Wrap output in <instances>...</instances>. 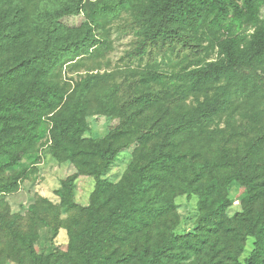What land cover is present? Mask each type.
Instances as JSON below:
<instances>
[{"label":"rangeland","instance_id":"1","mask_svg":"<svg viewBox=\"0 0 264 264\" xmlns=\"http://www.w3.org/2000/svg\"><path fill=\"white\" fill-rule=\"evenodd\" d=\"M67 3V0H7L4 12L12 16L16 8L20 9V22L14 41L0 46V70L13 66L39 48L54 12ZM94 3L102 4L103 0H82L79 14L60 19V23L76 30L72 33L76 39L92 38L96 44L86 55L71 54L65 58L55 69L50 82L62 91L64 105L80 81L88 76H98L85 97L84 120L88 132L82 139L101 141L103 148L108 145L110 149L130 142L102 173L98 157L88 155L86 159L76 161L71 159V152L53 145L51 123L45 119L36 128L34 151L24 155L17 166H7L8 159L0 157V188L11 189L0 193V264H32L23 247L24 237L31 234L37 236L33 243L36 254L59 264H85L80 251L87 241L84 230L92 219L100 222L101 230H106L109 215L127 200L138 179L139 169L159 152H172L183 161L194 164L225 165V174H229L234 162L247 156L250 159L248 173L256 176L257 180H264V65L257 72L246 70L244 73L253 83V88L248 83L247 89L241 93L230 87L228 101L221 111L185 134H172L165 139L166 133L161 126L180 116L196 113L225 85L223 80L197 89L190 88L182 80L161 84L159 87L166 90V94L161 101L149 107L120 108L124 96L122 91H118L113 99L117 107L109 115L102 113V101L107 92L136 80L139 74L155 71L166 76L179 75L196 62L219 59L217 45L222 40L233 36L247 38L260 24L249 19L244 1L235 2L238 8L235 13L229 5L228 15L220 25L210 24L211 19H208L199 28L195 54L184 53L180 59L169 53L155 55L151 64L146 58L130 64L125 59L136 39L135 31L129 30L127 23L133 10L142 2L128 5L117 16L100 18L95 24L91 21L94 8L89 6ZM255 16L259 22L264 21L263 3ZM21 86L22 81L4 85L0 89V97L20 91ZM148 86L149 83L139 85L136 92ZM124 112L129 117L128 133L107 140V136L121 123ZM144 132L150 133L142 135ZM68 146L73 147V144ZM74 147L85 149L79 145ZM77 165L82 172L77 171ZM174 170L176 172L178 168ZM174 170L166 176L159 173L151 183L152 190L143 196V200L152 206L167 208L173 205V210L160 224L161 230L175 235L196 234L200 188L207 186V181L212 179V183H217L212 198L228 202L227 217L234 219L241 213L245 191L235 183H227L226 187L222 185V172H210L207 181L197 185L199 192L187 198L186 194L177 193L180 176L173 173ZM75 174L72 186L63 187ZM263 206L264 191L255 212L263 210ZM152 235L157 234L152 231ZM94 238L98 239V234ZM243 244L238 258L241 264L248 259L254 239L248 236Z\"/></svg>","mask_w":264,"mask_h":264},{"label":"trees","instance_id":"2","mask_svg":"<svg viewBox=\"0 0 264 264\" xmlns=\"http://www.w3.org/2000/svg\"><path fill=\"white\" fill-rule=\"evenodd\" d=\"M6 1L0 0V46L14 41L20 22V9L16 8L12 16L4 12ZM243 1L249 19L260 24L247 38L233 36L222 40L217 45L219 59L196 62L179 75L166 76L155 71L139 74L136 80L127 85L120 84L107 92L102 101V113L109 115L117 107L113 99L118 91H122L124 96L120 108L149 107L161 101L166 94V90L159 87L161 84L182 80L190 88L197 89L223 80L225 85L196 113L180 116L161 126L166 139L168 135L188 133L220 112L228 101L230 87L241 93L247 89L248 83L253 88V83L244 73L246 70L257 72L264 65V21L259 22L255 16L264 0ZM67 2L54 12L39 48L13 66L0 70V89L6 84L22 81L20 91L0 97V157L8 159L9 167L17 166L24 155L34 151L36 128L45 119L51 123L53 145L71 152V159L76 161H82L88 155L98 157L102 173L108 170L112 159L130 142L110 149L108 145L103 148L101 141L82 139L83 134L88 132L84 120L85 97L99 79L98 76H88L80 81L64 105L62 91L58 85L50 82L55 69L65 58L71 54L86 55L96 44L92 38L76 39L72 35L76 30L60 23V19L75 16L81 11L82 0ZM141 2L127 23V28L135 31L136 38L125 56L129 64L140 58H146L151 64L155 55L168 53L177 59L184 53L195 54L197 31L208 19H211L210 24L220 25L228 15L229 5L234 13L238 12L237 0H103L102 4H89L94 8L91 21L95 24L100 18L117 16L128 5ZM237 20L238 17L235 18ZM145 83L150 86L136 92L139 85ZM128 120L124 112L121 123L107 136V140L128 133ZM69 143L73 147L68 146ZM76 145L85 149L74 147ZM57 158L60 159L58 155ZM249 165V157H241L231 165L229 174H225V165L194 164L183 161L172 152H159L139 169L138 179L127 200L109 215L106 230H101L100 222L96 219H92L84 230L87 241L80 251L85 264H241L238 258L248 236L254 239V244L245 264H264V206L263 210L255 212L264 191V180H257L256 176L249 174ZM175 167L178 168L176 172ZM76 168L78 172L81 171L80 166ZM173 170L180 176L177 193L186 194L187 198L199 192L197 185L207 181L210 172H222V185L226 187L227 183H235L245 191L246 199L241 213L234 219L227 217L228 202L212 198L217 190V183H212V179L207 181V186L200 188L197 233L175 235L161 230L160 224L165 221L166 214L173 210V205L167 208L152 206L143 200V196L152 190L151 183L159 173L166 176ZM76 175L69 178L63 187H71ZM0 189V193L11 191ZM152 231L157 235L153 236ZM9 233L11 235L12 231ZM95 234H98V239L94 238ZM36 238V234L24 237V253L31 263L59 264L51 262L49 257L36 254L33 249Z\"/></svg>","mask_w":264,"mask_h":264}]
</instances>
